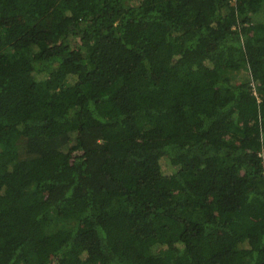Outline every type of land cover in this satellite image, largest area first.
<instances>
[{"label":"trees","instance_id":"obj_1","mask_svg":"<svg viewBox=\"0 0 264 264\" xmlns=\"http://www.w3.org/2000/svg\"><path fill=\"white\" fill-rule=\"evenodd\" d=\"M0 264H264V0H0Z\"/></svg>","mask_w":264,"mask_h":264},{"label":"rangeland","instance_id":"obj_2","mask_svg":"<svg viewBox=\"0 0 264 264\" xmlns=\"http://www.w3.org/2000/svg\"><path fill=\"white\" fill-rule=\"evenodd\" d=\"M165 172H168L169 170H167L165 167L163 168Z\"/></svg>","mask_w":264,"mask_h":264}]
</instances>
